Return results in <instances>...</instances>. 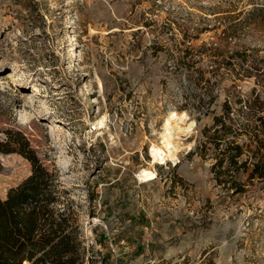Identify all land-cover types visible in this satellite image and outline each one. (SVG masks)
<instances>
[{
    "label": "rangeland",
    "instance_id": "obj_1",
    "mask_svg": "<svg viewBox=\"0 0 264 264\" xmlns=\"http://www.w3.org/2000/svg\"><path fill=\"white\" fill-rule=\"evenodd\" d=\"M240 59L264 70V0H0V137L22 131L56 174L83 264H264V181L227 195L193 152ZM237 83L264 100V75ZM172 111L187 114L176 158L154 163ZM30 167L0 153L1 198Z\"/></svg>",
    "mask_w": 264,
    "mask_h": 264
},
{
    "label": "trees",
    "instance_id": "obj_2",
    "mask_svg": "<svg viewBox=\"0 0 264 264\" xmlns=\"http://www.w3.org/2000/svg\"><path fill=\"white\" fill-rule=\"evenodd\" d=\"M207 50L219 67V47ZM190 54L186 46V58ZM225 68L232 83L220 112L212 114V123L202 129L193 152L209 155L215 183L225 194L234 195L243 193L254 179L264 181V100L256 87L243 93L237 83L242 77L261 78L264 70L244 59L229 61ZM188 69L196 88L209 94L212 88L205 71L192 64ZM208 107L200 113L208 114ZM2 133L0 153H18L31 167L26 178L0 197V264H83L84 246L66 190L56 174L43 165L22 131L6 128ZM208 150L212 152L208 154Z\"/></svg>",
    "mask_w": 264,
    "mask_h": 264
},
{
    "label": "bare ground",
    "instance_id": "obj_3",
    "mask_svg": "<svg viewBox=\"0 0 264 264\" xmlns=\"http://www.w3.org/2000/svg\"><path fill=\"white\" fill-rule=\"evenodd\" d=\"M187 120L185 112H170L164 121L163 132L161 133V142L152 145L151 156L154 163H164L166 160H175L178 152V144L174 138L180 121ZM100 126L103 125V119L98 121ZM138 176L143 181L154 178V172L148 168H141Z\"/></svg>",
    "mask_w": 264,
    "mask_h": 264
},
{
    "label": "built area",
    "instance_id": "obj_4",
    "mask_svg": "<svg viewBox=\"0 0 264 264\" xmlns=\"http://www.w3.org/2000/svg\"><path fill=\"white\" fill-rule=\"evenodd\" d=\"M92 129H93V127H92Z\"/></svg>",
    "mask_w": 264,
    "mask_h": 264
}]
</instances>
